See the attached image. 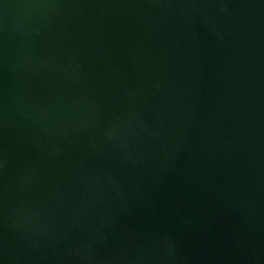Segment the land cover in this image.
<instances>
[{"label":"water","instance_id":"water-1","mask_svg":"<svg viewBox=\"0 0 264 264\" xmlns=\"http://www.w3.org/2000/svg\"><path fill=\"white\" fill-rule=\"evenodd\" d=\"M0 264H264V0H0Z\"/></svg>","mask_w":264,"mask_h":264}]
</instances>
